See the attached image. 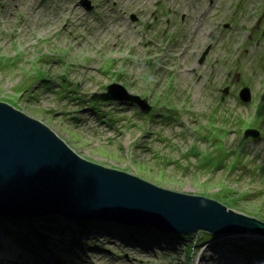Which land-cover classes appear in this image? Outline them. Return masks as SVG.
<instances>
[{
    "label": "rangeland",
    "instance_id": "obj_1",
    "mask_svg": "<svg viewBox=\"0 0 264 264\" xmlns=\"http://www.w3.org/2000/svg\"><path fill=\"white\" fill-rule=\"evenodd\" d=\"M88 1L0 0V101L89 161L264 220V0ZM111 82L149 110L92 98ZM64 218L0 216V264H264L262 233L144 224L127 243Z\"/></svg>",
    "mask_w": 264,
    "mask_h": 264
},
{
    "label": "water",
    "instance_id": "obj_2",
    "mask_svg": "<svg viewBox=\"0 0 264 264\" xmlns=\"http://www.w3.org/2000/svg\"><path fill=\"white\" fill-rule=\"evenodd\" d=\"M82 4L90 8L88 0H82ZM208 49L203 50L200 61ZM238 96L248 101L249 88L241 87ZM121 97L145 110L150 108L144 98L127 93L116 82L109 83L105 91L92 94V98L108 100ZM258 134L255 128L244 132L245 136ZM50 214L68 220L145 224L174 232L203 228L215 234L231 231L264 234V220L234 210L203 193L163 188L79 156L41 121L0 101V216L26 218Z\"/></svg>",
    "mask_w": 264,
    "mask_h": 264
},
{
    "label": "trees",
    "instance_id": "obj_3",
    "mask_svg": "<svg viewBox=\"0 0 264 264\" xmlns=\"http://www.w3.org/2000/svg\"><path fill=\"white\" fill-rule=\"evenodd\" d=\"M25 88H23L22 90H24ZM21 90V91H22ZM226 205V204H225ZM59 215H56V214H50V215H46V219H43L45 220L46 222L47 221H53V220H57ZM19 218V217H17ZM65 219V218H64ZM27 220H32L31 217H27ZM41 220V219H39ZM72 223L73 225L75 226V228L77 229V232L78 233H81V231H92L93 233H96L97 231L99 230H102L104 229L105 231H108L109 233L111 234H115L117 235L121 240H123V242H132V241H135L133 240L134 238L136 239V241H139L142 239L141 236H140V232L143 230V234H145V231H144V226H141V225H124L123 223H118L116 221H111V220H103V219H72ZM69 222V221H68ZM68 224V223H67ZM67 224H65L67 226ZM43 227H51L52 225L51 224H41ZM69 225V224H68ZM150 231H152V235H156V237H158V234L160 232V230L158 229H155V228H152ZM37 234L40 236L42 235L43 233L40 232V231H36ZM204 234L207 235V237H210V238H215L216 237V234L215 233H211L210 231L208 230H205L204 229ZM23 235H29L28 232H25L24 231V234ZM183 237L186 236V234H181ZM24 239H26V236H22ZM143 240V239H142ZM148 238H146L145 241H147ZM243 245V244H242ZM248 246V245H247ZM260 250H254V254L256 256H264V248H258ZM244 250V248H243ZM251 251L250 248L244 250L245 252V255L249 256V259H253L254 260H257L255 258V256L253 255H249V252Z\"/></svg>",
    "mask_w": 264,
    "mask_h": 264
},
{
    "label": "bare ground",
    "instance_id": "obj_4",
    "mask_svg": "<svg viewBox=\"0 0 264 264\" xmlns=\"http://www.w3.org/2000/svg\"><path fill=\"white\" fill-rule=\"evenodd\" d=\"M1 221H3L4 222V220H2V218H1ZM224 233H226V234H223V235H221L222 236V238H224V239H229V238H231L232 239V236H236L237 238L238 237H241V233L240 232H235V231H231V232H224ZM77 234H78V232H77ZM220 236V237H221ZM218 243L220 242V241H217ZM216 242V243H217ZM47 257V256H46ZM211 257H212V255H211ZM48 258V257H47ZM49 259V258H48Z\"/></svg>",
    "mask_w": 264,
    "mask_h": 264
},
{
    "label": "flooded vegetation",
    "instance_id": "obj_5",
    "mask_svg": "<svg viewBox=\"0 0 264 264\" xmlns=\"http://www.w3.org/2000/svg\"><path fill=\"white\" fill-rule=\"evenodd\" d=\"M213 1H214V0H210L211 4H212Z\"/></svg>",
    "mask_w": 264,
    "mask_h": 264
}]
</instances>
